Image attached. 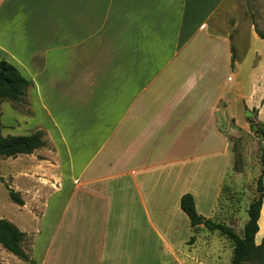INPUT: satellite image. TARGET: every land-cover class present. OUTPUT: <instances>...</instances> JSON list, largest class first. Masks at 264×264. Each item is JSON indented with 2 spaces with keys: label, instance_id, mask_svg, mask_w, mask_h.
Returning <instances> with one entry per match:
<instances>
[{
  "label": "crops",
  "instance_id": "obj_1",
  "mask_svg": "<svg viewBox=\"0 0 264 264\" xmlns=\"http://www.w3.org/2000/svg\"><path fill=\"white\" fill-rule=\"evenodd\" d=\"M224 1L0 0V60L32 82L1 132L47 141L26 154L33 262L7 264H220L231 241L181 198L241 227L229 136L250 110L264 122V39L218 31ZM258 223L243 264H264V198Z\"/></svg>",
  "mask_w": 264,
  "mask_h": 264
},
{
  "label": "rangeland",
  "instance_id": "obj_2",
  "mask_svg": "<svg viewBox=\"0 0 264 264\" xmlns=\"http://www.w3.org/2000/svg\"><path fill=\"white\" fill-rule=\"evenodd\" d=\"M213 21L218 31L232 33L233 37L237 36L243 41L245 40L243 36L246 37L250 29L257 28L264 34V0H225ZM237 38H234V45H237ZM8 104L13 105L10 101H4L0 105L3 120L7 117L13 118L14 115H26V112L30 111L28 105L24 104L20 107L21 110L13 105L15 112L10 113L11 107L8 108ZM250 111L253 114L243 117V123L235 125L237 132L229 136L234 152V169L240 174L236 176L234 173L228 183H237L239 187L243 186L244 191L243 199L240 200L242 223L241 227L239 225L236 229L239 234H242L248 220L250 198L253 199L257 195V179L262 168L261 157L264 148V122L257 121L256 109ZM10 189L20 194L24 205H19L11 199ZM0 218L13 222L21 230L22 228L26 230V154L0 158ZM224 241L220 264H232L233 247L227 239ZM6 253L18 259L0 245L1 264H7Z\"/></svg>",
  "mask_w": 264,
  "mask_h": 264
},
{
  "label": "trees",
  "instance_id": "obj_3",
  "mask_svg": "<svg viewBox=\"0 0 264 264\" xmlns=\"http://www.w3.org/2000/svg\"><path fill=\"white\" fill-rule=\"evenodd\" d=\"M258 35L264 39V34L256 28ZM32 82L11 62L0 60V105L4 101H10L14 107L21 110L28 103V90ZM26 112V111H24ZM2 112L0 111V158L17 157L22 154H31L35 150L47 145L45 133L37 130L28 135H7L1 132ZM262 168L257 179V195L253 197L248 207V220L242 234H239L233 226L226 223L215 222L200 215L196 209L194 197L186 193L181 198V208L189 216L191 225L198 227L204 225L209 230H217L227 237L234 248L232 264H243L246 259L258 256L255 237L259 230V218L264 198V148L261 157ZM236 170V169H235ZM11 199L19 205H24L20 194L9 190ZM26 233L13 222L0 218V245L25 262H33L29 253L23 247ZM1 264V258H0Z\"/></svg>",
  "mask_w": 264,
  "mask_h": 264
},
{
  "label": "water",
  "instance_id": "obj_4",
  "mask_svg": "<svg viewBox=\"0 0 264 264\" xmlns=\"http://www.w3.org/2000/svg\"><path fill=\"white\" fill-rule=\"evenodd\" d=\"M253 113L251 112V111H248L247 113H246V115L247 116H251Z\"/></svg>",
  "mask_w": 264,
  "mask_h": 264
}]
</instances>
